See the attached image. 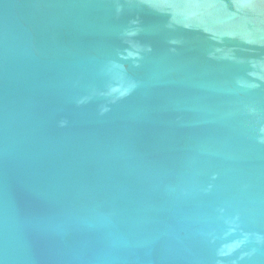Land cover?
<instances>
[{"label":"water","instance_id":"obj_1","mask_svg":"<svg viewBox=\"0 0 264 264\" xmlns=\"http://www.w3.org/2000/svg\"><path fill=\"white\" fill-rule=\"evenodd\" d=\"M0 264H264V0H0Z\"/></svg>","mask_w":264,"mask_h":264}]
</instances>
